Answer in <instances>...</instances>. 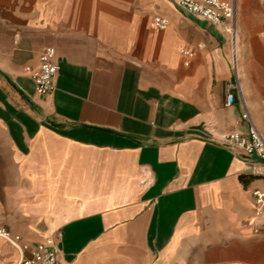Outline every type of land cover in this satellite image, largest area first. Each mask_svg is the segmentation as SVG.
<instances>
[{"label": "crops", "instance_id": "obj_1", "mask_svg": "<svg viewBox=\"0 0 264 264\" xmlns=\"http://www.w3.org/2000/svg\"><path fill=\"white\" fill-rule=\"evenodd\" d=\"M221 1L236 79L221 27L172 0H0V228L25 248L0 238V264L48 239L60 264H264V162L220 144L244 113L264 138V2Z\"/></svg>", "mask_w": 264, "mask_h": 264}, {"label": "built area", "instance_id": "obj_2", "mask_svg": "<svg viewBox=\"0 0 264 264\" xmlns=\"http://www.w3.org/2000/svg\"><path fill=\"white\" fill-rule=\"evenodd\" d=\"M263 3L264 0H258ZM174 5L181 11L192 17L206 21L213 25L221 27L223 32L228 36L231 47L230 65L236 79L237 59L235 46L237 41L236 10L232 2L221 0H172ZM153 29L163 31L168 27V20L155 16L151 23ZM184 56L191 57V52H181ZM55 51L52 47L45 48L38 58V68L32 71L29 67L24 72L29 75L33 82L34 90L37 95H47L54 90V78L59 70L54 60ZM237 88L235 84L227 86L226 105L233 103L232 90ZM264 109V100L262 101ZM242 119L248 123L247 134L241 135L236 132H229L220 137V144L246 158L255 157L264 162V138L261 136L247 113L242 115ZM254 210L253 214L256 219L262 221L264 226V195L254 192ZM0 238L6 243L23 251L25 248L20 247V237L12 235L6 229L0 228ZM16 264H60L58 251L52 239L44 243L37 244L30 252L29 256H21Z\"/></svg>", "mask_w": 264, "mask_h": 264}]
</instances>
